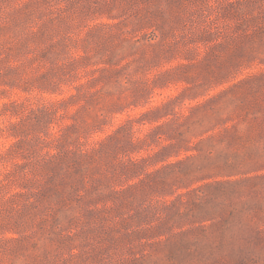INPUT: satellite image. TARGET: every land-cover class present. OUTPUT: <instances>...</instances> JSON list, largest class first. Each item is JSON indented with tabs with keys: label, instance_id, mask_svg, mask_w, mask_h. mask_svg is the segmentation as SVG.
<instances>
[{
	"label": "rangeland",
	"instance_id": "rangeland-1",
	"mask_svg": "<svg viewBox=\"0 0 264 264\" xmlns=\"http://www.w3.org/2000/svg\"><path fill=\"white\" fill-rule=\"evenodd\" d=\"M0 264H264V0H0Z\"/></svg>",
	"mask_w": 264,
	"mask_h": 264
}]
</instances>
